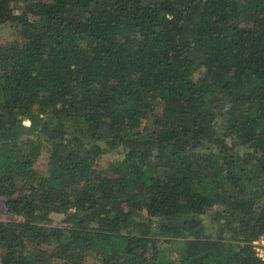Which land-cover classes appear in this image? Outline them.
I'll return each instance as SVG.
<instances>
[{
  "label": "trees",
  "instance_id": "obj_1",
  "mask_svg": "<svg viewBox=\"0 0 264 264\" xmlns=\"http://www.w3.org/2000/svg\"><path fill=\"white\" fill-rule=\"evenodd\" d=\"M8 24L0 264H264V0H0Z\"/></svg>",
  "mask_w": 264,
  "mask_h": 264
},
{
  "label": "rangeland",
  "instance_id": "obj_2",
  "mask_svg": "<svg viewBox=\"0 0 264 264\" xmlns=\"http://www.w3.org/2000/svg\"><path fill=\"white\" fill-rule=\"evenodd\" d=\"M17 12L21 11L23 9L22 3H18L16 5ZM9 24L8 25H0V43L1 44H8L11 43L13 40L18 39L16 38V33L13 31ZM47 154L43 151L39 159L37 160L36 166H38V170H43L45 168V160H46ZM112 157H115V154H111ZM54 218V223H57L58 221V216L57 215H52ZM14 218L13 215L8 214L5 211V208L3 206V203L1 202L0 198V219L2 220H9ZM264 235V234H262ZM258 243L263 246L262 248L264 249V239H256Z\"/></svg>",
  "mask_w": 264,
  "mask_h": 264
},
{
  "label": "built area",
  "instance_id": "obj_3",
  "mask_svg": "<svg viewBox=\"0 0 264 264\" xmlns=\"http://www.w3.org/2000/svg\"><path fill=\"white\" fill-rule=\"evenodd\" d=\"M258 239H264V235L260 236ZM253 248L258 256L264 257V249L262 248L260 243H258L256 240L252 241Z\"/></svg>",
  "mask_w": 264,
  "mask_h": 264
},
{
  "label": "clouds",
  "instance_id": "obj_4",
  "mask_svg": "<svg viewBox=\"0 0 264 264\" xmlns=\"http://www.w3.org/2000/svg\"><path fill=\"white\" fill-rule=\"evenodd\" d=\"M252 243V242H251Z\"/></svg>",
  "mask_w": 264,
  "mask_h": 264
}]
</instances>
